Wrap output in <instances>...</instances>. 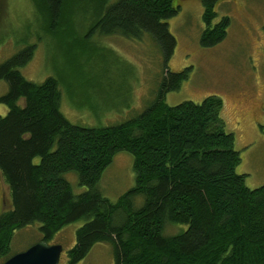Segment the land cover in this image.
<instances>
[{"label": "trees", "instance_id": "16d2710c", "mask_svg": "<svg viewBox=\"0 0 264 264\" xmlns=\"http://www.w3.org/2000/svg\"><path fill=\"white\" fill-rule=\"evenodd\" d=\"M110 1L30 0L37 24H45L38 40L63 42L77 33L86 41L95 35L140 40L149 34L167 64L176 47L166 22L178 11L175 0ZM219 1L201 0L203 48L226 38L227 16L212 25ZM35 50L26 43L0 64V81L7 84L0 97L7 110L0 116V173L11 204L0 213V264L10 257L16 231L38 223L39 241L53 244L78 221L83 224L65 264L80 263L97 243L112 247L114 264H264V185L248 188L246 175L236 170L240 153L225 131L222 99L165 102L190 67L171 72L166 66L155 101L137 118L88 128L60 112L58 79L36 84L20 73ZM259 130L264 134V121ZM118 152L132 155L134 185L111 201L98 184ZM70 172L85 188L79 195L65 179ZM173 225L185 229L165 235Z\"/></svg>", "mask_w": 264, "mask_h": 264}, {"label": "rangeland", "instance_id": "374dc122", "mask_svg": "<svg viewBox=\"0 0 264 264\" xmlns=\"http://www.w3.org/2000/svg\"><path fill=\"white\" fill-rule=\"evenodd\" d=\"M174 4L178 11L166 22L176 47L166 64L149 34L140 40L95 35L86 41L78 33L65 37L63 42L52 36L38 40L37 34H41L40 28L45 24H37L30 0H0V64L26 43L36 44L32 60L19 68L20 73L36 84L48 77L58 79L60 112L71 124L88 128L115 126L137 118L155 101L166 66L171 72L190 67L180 88L165 95L166 104L200 103L208 96L220 97L225 131L233 134L240 153L236 170L246 175L248 188L261 187L264 134L259 125L264 121V0L219 1L212 25L224 16L230 19V25L226 38L211 48L200 45L204 30L201 0H175ZM6 91L7 84L0 81V97ZM6 113V108L0 105V116ZM132 163L131 154H115L98 184L104 197L116 201L133 187ZM64 176L74 195L85 191L78 185L75 173ZM9 208L8 188L0 173V213ZM82 224L78 221L66 225L53 239V243L62 246L59 264L66 263V253L75 242V231ZM38 228L39 224L34 223L16 231L9 255L37 243ZM184 229V225L168 226L164 234H177ZM78 264H114L112 247L97 243Z\"/></svg>", "mask_w": 264, "mask_h": 264}, {"label": "water", "instance_id": "95a60500", "mask_svg": "<svg viewBox=\"0 0 264 264\" xmlns=\"http://www.w3.org/2000/svg\"><path fill=\"white\" fill-rule=\"evenodd\" d=\"M8 201L10 204L9 197ZM61 253V245H49L40 240L25 251L12 255L2 264H59Z\"/></svg>", "mask_w": 264, "mask_h": 264}]
</instances>
